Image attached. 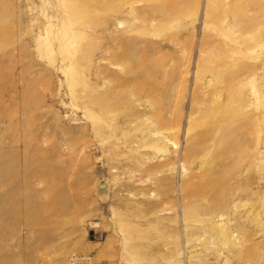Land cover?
I'll use <instances>...</instances> for the list:
<instances>
[{
    "label": "rangeland",
    "instance_id": "rangeland-1",
    "mask_svg": "<svg viewBox=\"0 0 264 264\" xmlns=\"http://www.w3.org/2000/svg\"><path fill=\"white\" fill-rule=\"evenodd\" d=\"M264 264V0H0V264Z\"/></svg>",
    "mask_w": 264,
    "mask_h": 264
},
{
    "label": "built area",
    "instance_id": "built-area-1",
    "mask_svg": "<svg viewBox=\"0 0 264 264\" xmlns=\"http://www.w3.org/2000/svg\"><path fill=\"white\" fill-rule=\"evenodd\" d=\"M69 264H95L90 254L72 253L66 259Z\"/></svg>",
    "mask_w": 264,
    "mask_h": 264
}]
</instances>
